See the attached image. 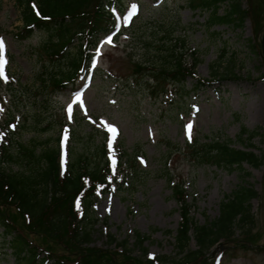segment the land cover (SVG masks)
<instances>
[{
  "label": "rangeland",
  "instance_id": "obj_1",
  "mask_svg": "<svg viewBox=\"0 0 264 264\" xmlns=\"http://www.w3.org/2000/svg\"><path fill=\"white\" fill-rule=\"evenodd\" d=\"M113 6L118 26L101 44L91 77L85 85L79 79L65 90H57L43 88L41 82L62 72L66 63L53 55L38 54L46 40L42 31L24 41L17 39L15 34L22 25L18 0H0V40L6 61V79L0 78V132L6 138L0 143L7 153H14L20 143H34L37 149L55 148L58 133L64 131L71 140L70 154L79 153L84 144L83 148L92 151L90 160L105 138L107 153L121 162L122 169L117 161L113 189L93 199L91 214L95 223L90 231V247L106 249L111 256L120 253L129 259L141 257L140 249L135 247V233L147 237L142 244L145 260L154 263L153 257L176 256L172 237L180 219L165 171L183 185L189 216L196 225L217 217L219 202L225 195L240 186L252 187L258 198L250 202L253 225L248 235L220 240L189 264H264V165L256 169L246 164L232 171L217 169L211 164L195 163L183 148L189 139L202 144L214 137L230 140L235 149L264 154V81L258 78L259 70H264V0L242 2L248 18L241 29L217 24L208 28V11L191 10L185 0H118ZM223 8L224 3L218 15ZM176 21L183 30L174 34L183 35L186 46L198 51L197 78L209 79L210 65L222 49L224 61L231 53L235 55L234 74L238 78L221 79L191 91L195 82L187 77V95L169 102L149 99L144 93L147 73L134 75L133 65L158 63L151 44L153 31L158 23L173 27ZM158 37L160 34H156ZM248 38L253 40L259 56L246 47ZM36 122L39 129L33 132L31 127ZM188 125L192 126L190 138ZM111 127L117 130L115 135L109 131ZM241 128L256 131L250 146L237 139ZM78 138L84 140L81 145ZM94 161L91 159V163ZM11 169L17 171V166ZM108 236L113 243H107ZM9 241L10 237H2L0 228V264H15ZM122 241H126L123 253L118 247ZM194 249L190 239L188 251ZM74 250L65 252L57 247L54 252L66 257L67 264H81Z\"/></svg>",
  "mask_w": 264,
  "mask_h": 264
},
{
  "label": "trees",
  "instance_id": "obj_2",
  "mask_svg": "<svg viewBox=\"0 0 264 264\" xmlns=\"http://www.w3.org/2000/svg\"><path fill=\"white\" fill-rule=\"evenodd\" d=\"M29 1L32 0H18L22 27L15 36L24 41L34 36L36 31H42L46 40L38 48V54L49 56L57 54L58 50L65 52L62 63H66L67 70L64 68L65 71L62 69V72L48 76L41 82V86L46 89L64 88L65 84L62 85L61 82L67 81L79 62L89 57L88 49L95 45L98 36L104 34L108 22H112L106 6L116 0H34L37 15L31 9ZM243 1L245 0H185L191 10L208 11V28L217 24L239 29L248 18L247 9L242 7ZM222 3L224 8L221 15H218L217 11ZM176 30H183L178 21L173 27L158 23L151 40L153 51L159 58L158 63L148 67H143V63L133 65L134 75L140 76L141 71L147 73L144 93H147L148 98L159 97L163 100L168 98L169 92H174L171 98L187 95V91H184V80L187 77L195 82L191 91L201 89L210 82L238 78L234 74L237 67L235 55L231 53L227 61H224V49L210 65L209 79L196 78L194 71L200 62L198 51L190 50L186 46L185 37L174 34ZM156 34H160V37L156 38ZM74 41L75 50L70 48ZM245 41L248 50L259 56L260 52L253 40L248 38ZM258 78L264 81V70H259ZM38 125L37 122L32 124L33 132L39 129ZM256 134V131L247 132L241 128L237 139L246 141L250 146L249 141ZM243 135L245 138H242ZM83 141L78 138L80 145ZM83 146L84 144L79 153L68 154V165L62 175L58 171L56 143L55 148L44 146L39 149L34 143H20L16 145L14 153H1L0 228L2 237H10L9 247L15 264H47L48 260H52L53 264H67L66 257L54 252L57 247L65 252L75 249L81 264H189L220 240L230 241L238 235H248L253 225L250 202L258 198L252 187L240 186L225 195L219 202L217 217L196 225L189 216L190 208L181 183L175 182L165 171L164 178L178 206L180 218L172 237L176 256H163L157 260L154 258V263L145 260L146 250L142 244L147 237L138 233L134 235V242L135 247L141 251L139 258L129 259L120 253L111 256L106 249L90 247V231L95 223L90 211L91 201L96 191L105 192L108 188L106 178L109 169L104 159L103 147L95 150L91 159L96 162L91 163L89 157L92 151L89 153ZM183 148L190 152L189 159L195 163L211 164L217 169L232 171L241 169L242 164L256 169L264 165V154L257 156L248 150L235 149L230 140L208 137L207 143L201 144L193 140ZM2 163L6 165H1ZM13 165L17 166V171L11 169ZM76 200L80 202L79 205ZM107 238L108 244L113 243L110 236ZM190 239L194 242L193 251H188ZM125 246L126 241L118 244V247L123 248L121 253ZM37 251L43 252L45 258L37 260Z\"/></svg>",
  "mask_w": 264,
  "mask_h": 264
},
{
  "label": "snow or ice",
  "instance_id": "obj_3",
  "mask_svg": "<svg viewBox=\"0 0 264 264\" xmlns=\"http://www.w3.org/2000/svg\"><path fill=\"white\" fill-rule=\"evenodd\" d=\"M3 50H4V44H3V41L0 40V78H5L6 79V77L4 76V71H3L4 65L6 63V61L3 59V56H2ZM76 99L79 101L80 100V96L77 95ZM68 111H69V114H71V108H69ZM191 127H192L191 125L187 126V131L189 133V138H190V133H191ZM109 131H111L113 133V135H115L117 130L114 127H111V128H109ZM66 139H67V137L65 136V140Z\"/></svg>",
  "mask_w": 264,
  "mask_h": 264
}]
</instances>
